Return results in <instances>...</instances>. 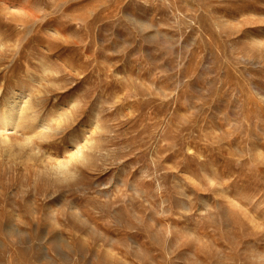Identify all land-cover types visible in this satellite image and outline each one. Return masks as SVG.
Segmentation results:
<instances>
[{"label": "rangeland", "instance_id": "obj_1", "mask_svg": "<svg viewBox=\"0 0 264 264\" xmlns=\"http://www.w3.org/2000/svg\"><path fill=\"white\" fill-rule=\"evenodd\" d=\"M0 264H264V0H0Z\"/></svg>", "mask_w": 264, "mask_h": 264}]
</instances>
